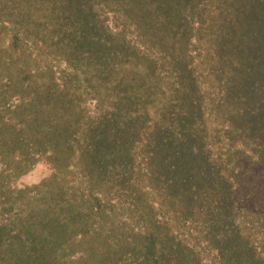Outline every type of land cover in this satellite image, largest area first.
<instances>
[{
  "label": "trees",
  "instance_id": "16d2710c",
  "mask_svg": "<svg viewBox=\"0 0 264 264\" xmlns=\"http://www.w3.org/2000/svg\"><path fill=\"white\" fill-rule=\"evenodd\" d=\"M108 1L120 19L113 27L116 54L122 56V39L147 51L153 41L164 47L163 63L183 83L161 103L170 111L177 103L196 105L188 90L194 87L188 39L212 48L207 68L213 70L220 64L214 59L217 47L226 44L221 49L228 51L240 45L244 32L264 37V0ZM85 2L87 10L80 11L75 0H0V264H264V179L253 184L255 214L243 215L250 205L240 204L237 222L238 199L232 205L218 176L178 164L174 154L180 143L160 141L149 127L115 115L111 106H129L128 99L100 106L97 98L80 95L86 99L77 107L79 117H72L80 97L64 93L56 69L97 36L94 21L108 8L105 0ZM183 25L188 30L180 36ZM102 41L100 51L107 46ZM243 46L240 57L250 56ZM258 56L264 61V50ZM83 61L81 71L91 74L121 70L111 64L103 70L96 59ZM247 64L240 88L259 95L264 75ZM188 111L185 106L179 114ZM95 112L103 118L79 131L82 116ZM35 114L46 118L42 133ZM143 152L141 187L125 166ZM40 163L50 176L36 185L19 184ZM257 170L264 178V164Z\"/></svg>",
  "mask_w": 264,
  "mask_h": 264
},
{
  "label": "rangeland",
  "instance_id": "374dc122",
  "mask_svg": "<svg viewBox=\"0 0 264 264\" xmlns=\"http://www.w3.org/2000/svg\"><path fill=\"white\" fill-rule=\"evenodd\" d=\"M75 1L80 11L81 8L87 10L82 4L86 3V0ZM88 1L91 5L98 3L97 0ZM105 3L108 12L103 11V19L100 20L98 17V20L94 21L99 25V27L94 26L97 36L88 38V42L82 43L80 49L68 58L67 65L62 64L56 69L57 73L61 72L58 79L63 78L64 83H61L60 80L56 82L63 85L61 88L64 93L69 95L75 93L79 97L80 95L95 97L100 106L104 104L111 106L118 99H128L129 106H111V110H115V115L121 112L130 119V123L136 122L138 126L149 127L150 131L154 130V138L160 141L180 143V147L175 148L174 154L177 163L195 164L197 169L200 167L210 169L212 174L218 176L226 185V196L232 205L234 204L232 200L238 199L236 202L239 206L236 214L237 222L240 220V204L250 205L249 209L243 208L242 210L244 211L243 215L251 219L252 214H255L253 204L258 199L253 200L257 190V186H253V184L259 179H264L263 175L257 172L258 165L264 164L261 161L264 155V92L257 95L254 92L255 89L240 88V83L246 79L245 70L249 69L247 61L254 63L256 73L264 75V61L258 56V53H262L264 50V37H258L256 33L252 32H244L240 36V45H244L242 49L250 50L248 53L250 56L240 57V45L237 43L235 46H230L228 51L224 48L221 49V47H227L226 44L217 47L219 56L214 59L219 60L220 64L213 70L207 68L210 64L208 60L212 59L209 51L212 48L209 45H201L203 43L198 44L194 40L188 39L186 55L187 59L193 58L188 67H192L190 78L194 85L188 90L191 93V100L197 106L193 104L189 108L187 104L177 103V106L170 111L166 108L167 106H161V103L165 97L169 96L171 89L176 91L177 86L182 88L183 83H180L177 73L167 68L163 63L164 47L160 42L153 41L148 45L149 48H153L147 51L137 45L134 40L122 39L123 42L120 44L122 56L116 54L113 49L116 44L113 39L115 36L113 27L116 28L120 23L119 14H116L118 8L110 5L108 0H105ZM93 11L96 13V8L93 7ZM241 14L244 13L241 12ZM74 16H76V10H74ZM250 20L253 21V18ZM138 29L142 28L138 27ZM193 29L192 32L197 31L196 28ZM177 30L181 36L188 29L183 25ZM102 39L101 44L106 45L107 43V46L100 51L102 48L100 40ZM82 49L91 52L84 56L81 52ZM206 54L209 58L206 57ZM92 59L100 61L103 70L110 64L121 70H111L112 74L106 76L102 75L101 71L99 74H91L89 70L81 71L80 64H84L83 60L90 61ZM241 67L244 69L243 71ZM202 69L203 71H201ZM16 76L19 75L16 73ZM69 80H77V83L69 84L67 83L70 82ZM251 83H255L253 78ZM54 89L57 88L54 87ZM85 99L80 97L74 103L73 116L71 115L74 119L79 117L77 107ZM176 99L182 102L183 97L176 96ZM185 106L187 111L190 109L188 113L179 114L185 110ZM103 109L106 114L107 109ZM90 113L82 116L81 124L84 126L80 125L79 131L86 130L90 127L91 122L103 118L101 112ZM33 117H35L37 125L41 127L39 132L42 133L46 118L37 114ZM169 125L172 126L171 129L168 128ZM48 137L53 138L56 142L59 140L56 136L49 135ZM176 137L184 140H177ZM143 156L144 152L125 166L131 175L132 182L141 187L146 185L145 181L141 179L144 176L141 171V164H144ZM61 157L63 155H60ZM50 174L51 170L45 164L40 163L22 177L19 184L36 185ZM222 201L225 206L223 198ZM262 217L264 216L262 215Z\"/></svg>",
  "mask_w": 264,
  "mask_h": 264
}]
</instances>
